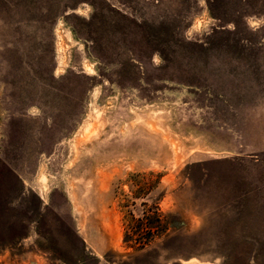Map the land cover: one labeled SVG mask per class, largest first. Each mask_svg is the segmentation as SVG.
Masks as SVG:
<instances>
[{"label": "rangeland", "instance_id": "1", "mask_svg": "<svg viewBox=\"0 0 264 264\" xmlns=\"http://www.w3.org/2000/svg\"><path fill=\"white\" fill-rule=\"evenodd\" d=\"M0 264H264V0H0Z\"/></svg>", "mask_w": 264, "mask_h": 264}]
</instances>
